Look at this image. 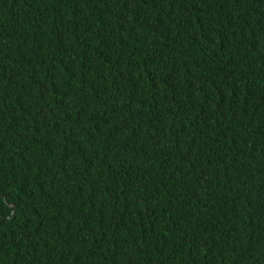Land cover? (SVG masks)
Instances as JSON below:
<instances>
[{
  "label": "trees",
  "instance_id": "obj_1",
  "mask_svg": "<svg viewBox=\"0 0 264 264\" xmlns=\"http://www.w3.org/2000/svg\"><path fill=\"white\" fill-rule=\"evenodd\" d=\"M0 264H264V0H0Z\"/></svg>",
  "mask_w": 264,
  "mask_h": 264
}]
</instances>
